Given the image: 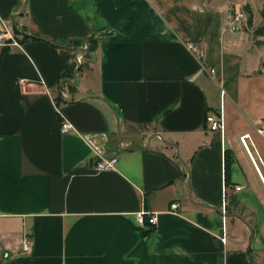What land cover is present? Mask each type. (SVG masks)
<instances>
[{"label": "crops", "instance_id": "obj_1", "mask_svg": "<svg viewBox=\"0 0 264 264\" xmlns=\"http://www.w3.org/2000/svg\"><path fill=\"white\" fill-rule=\"evenodd\" d=\"M239 2L0 0V264H264V66Z\"/></svg>", "mask_w": 264, "mask_h": 264}, {"label": "built area", "instance_id": "obj_2", "mask_svg": "<svg viewBox=\"0 0 264 264\" xmlns=\"http://www.w3.org/2000/svg\"><path fill=\"white\" fill-rule=\"evenodd\" d=\"M241 16V13L239 11H236L234 14V17L231 21V26L233 30L241 29L238 23V17ZM14 43V39L12 34L8 30H1L0 31V47H6L9 44ZM86 48V47H85ZM81 63V56H76V65ZM205 123L207 125V128L211 132H218L221 129L222 122L219 114L216 113H209L205 117ZM70 130V126L67 123H61L60 125V131L62 133H66ZM264 132V126H261L257 128V133L262 134ZM248 139V135H244L240 137L241 143L246 148V140ZM249 153V152H248ZM250 159L252 163L256 166L254 159L251 157V154L249 153ZM258 162H261L260 159H257ZM114 160L110 159L106 162H97L95 164L94 169L97 171H110L113 168ZM259 176L261 178V181L263 183L264 187V179L261 176L260 172L258 171ZM237 191L240 190L239 187L235 188ZM169 212L173 214H179L178 211V204L172 203L169 207ZM136 220L141 226H149L151 229H153L156 225V213L151 212H139L136 214ZM31 250V243L29 237L25 236L21 243H20V252L23 254H28Z\"/></svg>", "mask_w": 264, "mask_h": 264}, {"label": "rangeland", "instance_id": "obj_3", "mask_svg": "<svg viewBox=\"0 0 264 264\" xmlns=\"http://www.w3.org/2000/svg\"><path fill=\"white\" fill-rule=\"evenodd\" d=\"M236 1H243V5L239 7L241 16L238 17V23L242 31L248 34L249 38L253 42L254 47H261L260 49V56L263 57L262 65L264 66V35L262 37H255V30L259 27L264 26V0H236ZM248 11H251L250 14L252 16L251 24L248 25L247 21L249 18ZM234 17V15H233ZM88 47V46H87ZM92 49V46H91ZM257 51L254 52L256 54ZM255 56V55H252ZM80 64H77L76 67L78 68L84 61Z\"/></svg>", "mask_w": 264, "mask_h": 264}, {"label": "trees", "instance_id": "obj_4", "mask_svg": "<svg viewBox=\"0 0 264 264\" xmlns=\"http://www.w3.org/2000/svg\"><path fill=\"white\" fill-rule=\"evenodd\" d=\"M250 12L251 11H248V15H249V18H248V21H247L248 25L251 24V20H252L251 19L252 16H251ZM15 33L18 34V35H21L22 34L21 31L17 27H15ZM254 33H255V37H257V38L258 37H262L264 35V26L257 28ZM23 39H25V36H23ZM87 46H88V49L87 50L89 52H93V50H94V43L92 41H88ZM91 46H92V49H91ZM4 56H5V52H2L1 55H0V61L3 59ZM227 160L228 159L226 158V162H227ZM145 226H147V225H145ZM147 230L150 231L151 229H147Z\"/></svg>", "mask_w": 264, "mask_h": 264}]
</instances>
